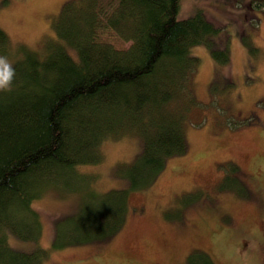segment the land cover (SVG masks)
I'll return each instance as SVG.
<instances>
[{
  "label": "trees",
  "instance_id": "1",
  "mask_svg": "<svg viewBox=\"0 0 264 264\" xmlns=\"http://www.w3.org/2000/svg\"><path fill=\"white\" fill-rule=\"evenodd\" d=\"M224 1L245 7L242 21L264 16V0ZM179 4L67 0L53 21L61 41L52 43L42 57L25 55L14 62L11 90L0 92V264H41L51 248L101 239L120 226L119 198L109 201L106 196L97 199L104 206L87 208L79 219L58 224L55 236L65 239L53 240L48 249H19L8 242L9 233L37 244L42 224L31 201L49 185L73 176L75 165L99 161L104 138L133 128L140 131L137 166L138 172H146L147 183L167 156L185 150L176 102L180 99L187 109L198 60L190 49L214 44L221 26L200 9L178 17ZM8 43L0 27V50ZM226 51L220 49L221 60L229 58ZM252 170L249 179L262 183L260 223L234 238L230 247L215 232L210 239L221 243L234 264H264V156ZM237 178L246 192L258 191L247 189L239 174ZM211 254L207 262L214 264Z\"/></svg>",
  "mask_w": 264,
  "mask_h": 264
},
{
  "label": "rangeland",
  "instance_id": "2",
  "mask_svg": "<svg viewBox=\"0 0 264 264\" xmlns=\"http://www.w3.org/2000/svg\"><path fill=\"white\" fill-rule=\"evenodd\" d=\"M65 1L0 0V27L9 41L0 56L12 65L25 55L44 56L61 41L53 21ZM229 3L180 0L178 17L200 9L221 26L214 44L190 49L198 60L187 109L180 99L176 102L185 150L167 156L147 183L146 172L137 166L140 131L132 126L104 138L99 161L75 165L73 176L49 185L31 201L42 224L37 244L8 233L11 246L36 251L48 249L53 240L64 241L65 236H55L56 226L79 219L87 208L104 206L97 199L107 196L109 201L119 198L120 226L101 239L51 248L41 264H209L211 252L214 264H234L221 243L210 239L215 232L230 247L234 238L260 223L262 183H253L249 175L264 156V16L242 21L245 7ZM223 47L229 55L225 61L219 57ZM238 174L247 189L258 191L246 192ZM240 258L246 262L243 252Z\"/></svg>",
  "mask_w": 264,
  "mask_h": 264
},
{
  "label": "clouds",
  "instance_id": "3",
  "mask_svg": "<svg viewBox=\"0 0 264 264\" xmlns=\"http://www.w3.org/2000/svg\"><path fill=\"white\" fill-rule=\"evenodd\" d=\"M14 77V68L5 56H0V90L10 91Z\"/></svg>",
  "mask_w": 264,
  "mask_h": 264
}]
</instances>
